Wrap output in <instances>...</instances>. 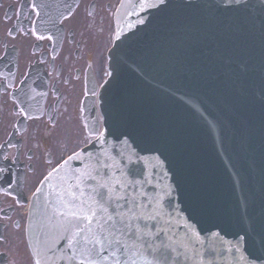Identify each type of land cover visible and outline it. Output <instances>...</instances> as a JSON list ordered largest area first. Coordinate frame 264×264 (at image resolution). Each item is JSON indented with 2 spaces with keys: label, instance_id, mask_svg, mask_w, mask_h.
I'll return each mask as SVG.
<instances>
[{
  "label": "water",
  "instance_id": "water-1",
  "mask_svg": "<svg viewBox=\"0 0 264 264\" xmlns=\"http://www.w3.org/2000/svg\"><path fill=\"white\" fill-rule=\"evenodd\" d=\"M148 2H118L107 74L96 103L83 105L86 129L104 131L114 155L135 148L149 166L159 156L177 234L200 232L213 264H249L251 248L231 245L247 234L258 248L264 238V0ZM88 141L75 151L99 150ZM58 174L41 183L45 175L29 203L27 240L42 264Z\"/></svg>",
  "mask_w": 264,
  "mask_h": 264
},
{
  "label": "flooded vegetation",
  "instance_id": "flooded-vegetation-1",
  "mask_svg": "<svg viewBox=\"0 0 264 264\" xmlns=\"http://www.w3.org/2000/svg\"><path fill=\"white\" fill-rule=\"evenodd\" d=\"M119 0H0V264H36L29 194L91 135ZM10 186V187H9Z\"/></svg>",
  "mask_w": 264,
  "mask_h": 264
},
{
  "label": "snow or ice",
  "instance_id": "snow-or-ice-1",
  "mask_svg": "<svg viewBox=\"0 0 264 264\" xmlns=\"http://www.w3.org/2000/svg\"><path fill=\"white\" fill-rule=\"evenodd\" d=\"M140 2L155 6L148 0ZM92 131L88 143H99V150L73 151L41 181H50L60 170L57 195L49 204L54 237L43 264H213L210 257L216 249L205 244L200 232L186 229L181 237L174 229L171 197L175 189L156 179L157 169L163 165L159 156L149 166V158L135 148L114 155L105 132ZM127 137L125 132L115 133L120 144L127 145ZM72 160L80 161L81 166H69ZM62 241L63 246L57 247ZM242 243L255 257L249 264H264V238L256 248L247 234L239 236L231 249L239 251Z\"/></svg>",
  "mask_w": 264,
  "mask_h": 264
},
{
  "label": "rangeland",
  "instance_id": "rangeland-1",
  "mask_svg": "<svg viewBox=\"0 0 264 264\" xmlns=\"http://www.w3.org/2000/svg\"><path fill=\"white\" fill-rule=\"evenodd\" d=\"M91 135V134H90Z\"/></svg>",
  "mask_w": 264,
  "mask_h": 264
}]
</instances>
